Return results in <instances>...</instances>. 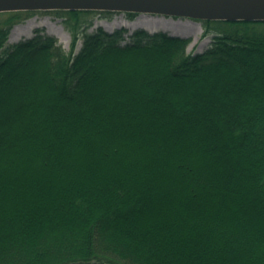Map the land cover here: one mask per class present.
I'll return each instance as SVG.
<instances>
[{"label":"trees","instance_id":"trees-1","mask_svg":"<svg viewBox=\"0 0 264 264\" xmlns=\"http://www.w3.org/2000/svg\"><path fill=\"white\" fill-rule=\"evenodd\" d=\"M40 12H0V264H264V21L7 42Z\"/></svg>","mask_w":264,"mask_h":264},{"label":"water","instance_id":"water-1","mask_svg":"<svg viewBox=\"0 0 264 264\" xmlns=\"http://www.w3.org/2000/svg\"><path fill=\"white\" fill-rule=\"evenodd\" d=\"M149 12L215 21H264V0H0L9 11Z\"/></svg>","mask_w":264,"mask_h":264},{"label":"rangeland","instance_id":"rangeland-1","mask_svg":"<svg viewBox=\"0 0 264 264\" xmlns=\"http://www.w3.org/2000/svg\"><path fill=\"white\" fill-rule=\"evenodd\" d=\"M114 15L110 19L102 18L101 14L91 13L86 16L82 15L81 17V29L88 28V31H93L98 28L102 30L112 33L119 29L127 30L128 34H132L135 31L143 30L147 33H155V32H165L161 29L147 31L142 28H131L123 26L124 24L135 25L138 22L142 21H150L158 23L159 25L167 24L171 27H176L179 29H186L187 32L185 36H181L184 38L190 39L189 44L186 46L187 52H201L206 48L209 43L210 35L208 37H203L204 29L197 19L189 18V17H181V16H173L164 13H149V12H136L131 20L125 18V13L123 11L112 12ZM145 16V17H144ZM106 27L111 29L107 30ZM34 30H41L42 33L53 36L56 39V42L64 49V51L68 52L70 43H71V33L65 27L64 18L57 17L51 12H46L44 14L37 13L23 21L20 24L14 25L10 29V33L8 36V43L17 42L23 38L31 37L34 33ZM127 35V34H126ZM124 35L125 40L120 41L119 45H123L128 43L127 36ZM80 46V42L78 44L77 49Z\"/></svg>","mask_w":264,"mask_h":264},{"label":"bare ground","instance_id":"bare-ground-1","mask_svg":"<svg viewBox=\"0 0 264 264\" xmlns=\"http://www.w3.org/2000/svg\"><path fill=\"white\" fill-rule=\"evenodd\" d=\"M123 26L128 27L129 29L134 28V27L142 28V29H145L147 31H153V30L161 29L164 31H168L169 34H171V35H177V36H185V33L187 32V30L183 29V28L179 29L176 27L168 26L167 24L159 25L158 23L150 22V21L138 22L132 26L131 25L128 26L127 24L123 23ZM105 29L109 30L111 28L106 27Z\"/></svg>","mask_w":264,"mask_h":264}]
</instances>
